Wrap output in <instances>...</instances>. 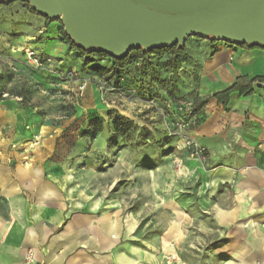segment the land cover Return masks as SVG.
I'll return each mask as SVG.
<instances>
[{
	"label": "crops",
	"instance_id": "obj_1",
	"mask_svg": "<svg viewBox=\"0 0 264 264\" xmlns=\"http://www.w3.org/2000/svg\"><path fill=\"white\" fill-rule=\"evenodd\" d=\"M0 2H11L0 6V43L12 51L43 47L63 56L56 57L61 63L52 69L66 71L73 50L61 39L60 25L18 0ZM186 48L198 98L226 90L240 77L264 76V44L189 39ZM254 88L249 96L232 93L227 108L210 98L202 108L203 121L190 134L210 153L208 165L200 169L202 207L225 227L248 221L249 236L239 246L256 242L264 250V83ZM85 97V108L64 124L43 119L0 91V264H165L168 235L176 232L183 210L156 192L150 201L159 213L170 209L173 219L161 233L145 238L139 214L122 211L130 195L113 192L107 200L101 194L104 186H119L121 180L132 187L135 162L124 164L121 157L130 149L112 148L104 162L108 148L89 147L72 126L76 117L86 120L89 111L105 116L111 107L136 122L137 104L117 97L108 107L93 84ZM107 131L103 127L99 137ZM38 134L39 145H32ZM154 159L157 170L145 172L150 186L161 185L167 176V157L155 154ZM197 160L188 166H199Z\"/></svg>",
	"mask_w": 264,
	"mask_h": 264
},
{
	"label": "rangeland",
	"instance_id": "obj_2",
	"mask_svg": "<svg viewBox=\"0 0 264 264\" xmlns=\"http://www.w3.org/2000/svg\"><path fill=\"white\" fill-rule=\"evenodd\" d=\"M29 5L31 7L30 3ZM63 15L61 13L54 20L61 30H65ZM189 39L211 42L218 40L213 34L189 35L184 44L152 48L145 50L143 57L126 60L123 59L129 52L121 57L109 53L108 56H98L95 51L101 50L97 46L81 47L84 52L73 47L72 57L67 60L66 71L35 68L26 61V49L16 48L12 51L11 47L0 43V91L6 97L19 99L24 106L53 123H68L73 116L81 113L87 104L85 95L90 84L102 94L106 105H112L117 97L121 98V103L126 101L137 104L136 107L132 104L136 108H133L136 111L133 114L136 117L134 127L125 133L120 131V125L115 121L116 112H120L112 107L105 116H96L94 112L89 111L86 120L85 117H76L72 125L73 128L81 130L79 134L87 139L89 147L95 145L108 148V155L102 157L105 158L104 162L106 158H111L112 148L121 146L122 149L129 148L131 151L122 152L121 157L124 164L127 160L135 162V172L131 171L135 175L132 187L125 185L127 180H121L124 183L119 186H104L101 194H104L107 200L112 198L113 192L130 195L131 200H125L122 211H135L139 214L140 226L145 228V238H153L161 233L173 219L170 209L159 213L158 205L150 201L156 192L160 196L163 194L168 201L171 200L183 210L184 215L178 224L175 223L178 231L168 235L170 253L165 259V264H264V250L257 248L258 243L239 246L249 236L246 231L252 225L248 221L225 227L218 222L213 212L202 207L199 200L205 190L200 169H204V165L196 157L189 155L187 149L182 147L180 139L165 131L160 117L153 113L155 109L149 106L148 102L155 98L159 105L169 98L192 102L198 98L194 70L187 69V63L191 60L186 48ZM35 49L46 52L43 47L37 46ZM155 50L161 54L154 52ZM179 51L184 52L178 54ZM114 58L122 60L118 66H114ZM120 89H123L125 94H121ZM109 105L107 106L110 107ZM197 110L202 111L200 108ZM103 127H107L108 131L106 136L102 135L100 138V133L95 135V132ZM155 154L167 157L163 167L167 176L161 185L150 186L145 172L157 170ZM208 156L210 157L209 150ZM195 160L200 168L198 165L192 168L188 166L187 162L193 163ZM152 175L153 178L160 176L157 172ZM106 177V180H109L111 173ZM95 188L99 190V187ZM206 188L208 189V186Z\"/></svg>",
	"mask_w": 264,
	"mask_h": 264
},
{
	"label": "water",
	"instance_id": "obj_3",
	"mask_svg": "<svg viewBox=\"0 0 264 264\" xmlns=\"http://www.w3.org/2000/svg\"><path fill=\"white\" fill-rule=\"evenodd\" d=\"M53 21L63 13L78 46L115 57L132 48L184 44L189 35L264 44V0H27Z\"/></svg>",
	"mask_w": 264,
	"mask_h": 264
},
{
	"label": "built area",
	"instance_id": "obj_4",
	"mask_svg": "<svg viewBox=\"0 0 264 264\" xmlns=\"http://www.w3.org/2000/svg\"><path fill=\"white\" fill-rule=\"evenodd\" d=\"M24 52L26 61L35 68L52 69L60 62L56 57L42 50L26 49ZM120 93L125 94L123 89H120ZM156 99H151L148 103L152 109H155L153 113L160 117L165 131L180 139L182 147L187 149L191 157H196L204 166L208 165L207 148L196 143L190 134L204 118L203 111L197 110L192 101H178L169 98L159 105ZM40 141L41 135L38 134L34 136L31 144L39 145Z\"/></svg>",
	"mask_w": 264,
	"mask_h": 264
},
{
	"label": "trees",
	"instance_id": "obj_5",
	"mask_svg": "<svg viewBox=\"0 0 264 264\" xmlns=\"http://www.w3.org/2000/svg\"><path fill=\"white\" fill-rule=\"evenodd\" d=\"M18 1L22 4H24L27 8L31 9L33 12H35L30 7L29 2L27 0H18ZM10 3L11 2H8V3L0 2V6H6V5H9ZM60 33H61V39L63 41H65L71 49H73V47H74L75 49L77 48L80 51L84 52V50L81 47H77L78 45L72 41L71 37L65 32L64 28H62V30L60 28ZM95 52H97L95 54L98 56L101 54H105L108 56V53H105V52L103 53L102 51H95ZM154 52L158 53L159 51L155 50ZM183 52L184 51H179L178 54H183ZM132 53H133V55H132ZM145 54H146V51L142 48H132L129 51L128 55H126L123 60H126L127 58H131V59L140 58V57H143ZM160 54L161 53L159 52V55ZM121 61H122L121 59L114 58V61H113L114 66H118V64H120ZM255 83H257V84L264 83V76H258V77H255L253 79H249L247 77H240L237 79V81L231 87H229L226 90L215 93L214 95L208 96L204 99L197 98L194 102V105L196 108L202 109L208 103L210 98H215L219 102V104H222L224 106V108H227V106L229 105L232 93L238 92L243 96L252 95L255 91V88L253 86ZM115 115H116V117H115L116 124L120 125V127H121L120 131L122 133H125L134 127L135 123L129 117H126V116H124L118 112H116ZM203 119H202V121H203ZM101 130L102 129H99L98 131H96L95 135L99 134L101 132Z\"/></svg>",
	"mask_w": 264,
	"mask_h": 264
}]
</instances>
